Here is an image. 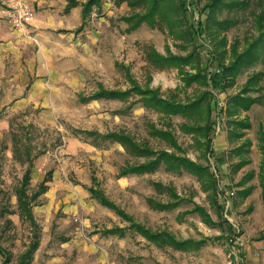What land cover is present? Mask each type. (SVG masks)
I'll list each match as a JSON object with an SVG mask.
<instances>
[{
    "label": "rangeland",
    "instance_id": "374dc122",
    "mask_svg": "<svg viewBox=\"0 0 264 264\" xmlns=\"http://www.w3.org/2000/svg\"><path fill=\"white\" fill-rule=\"evenodd\" d=\"M75 1L80 26L69 32L60 23L37 32L32 23L37 5L35 10L28 0L32 18L22 26L0 13V245L5 254L0 264H18L35 232L21 219L16 198L30 166L28 195L50 180L48 191L33 203L39 248L31 264H264V0H226L214 14H209L210 0H185L186 22L174 27L143 18L147 8L138 0H97L86 17L89 0ZM67 4L45 0L43 11L68 14ZM253 47L256 61L234 80L226 77L220 90L210 81L187 87L185 74H197L194 67L164 70L151 62L154 52L164 58L193 54L194 66L210 80L231 64L233 49L241 55ZM251 79L257 82L246 92ZM134 85L182 104L211 93L206 100L215 122L212 152L183 129L197 120L147 108ZM129 90L125 100L82 101L103 91ZM242 95L254 103L231 116V99ZM153 126L170 131L180 155L213 174L217 206L212 192L187 171L162 165L122 177L123 169L144 160L118 143H96L85 134L121 133L156 153L170 149L152 135ZM157 184L176 192L177 207H151L150 200H172ZM91 188L126 217L100 205ZM196 207L213 225L203 222ZM139 227L189 243L179 249L151 242ZM115 229H124V236L107 235Z\"/></svg>",
    "mask_w": 264,
    "mask_h": 264
},
{
    "label": "trees",
    "instance_id": "16d2710c",
    "mask_svg": "<svg viewBox=\"0 0 264 264\" xmlns=\"http://www.w3.org/2000/svg\"><path fill=\"white\" fill-rule=\"evenodd\" d=\"M68 5L66 10L69 11L72 8L78 6V2L75 0H67ZM178 1V3H177ZM226 0H210L208 3L209 14H214L216 11H220L223 9ZM97 3V0H89L88 3L83 7V14L86 17L88 12L90 11V7ZM139 5H143V7L147 8L146 14L143 18L147 17L151 23L155 22V18L160 21H164L167 25H181L186 20H184L182 13L186 15V2L185 0H138ZM177 3V4H176ZM200 25L199 30L202 31ZM264 47V46H263ZM255 47L248 49L244 54L237 55L236 49H233V61L229 64L228 67L222 69L220 72L215 73V75L211 76V79L208 80V75L202 70L199 69V65L194 66L193 54L188 55L186 58L183 57H162L158 53L154 52L152 54L151 62L153 65L157 67H161L162 69H170L176 68L179 71L184 72V69L187 66L194 67L197 70V74L194 76H190L185 74V85L187 87H191L194 83L206 86L209 84L208 81L211 82V86L214 89L220 90L223 89L224 86L223 81H225L226 77H231L232 80L240 74V72L245 68V66L252 65L254 61H256V57L252 54ZM256 79H251L248 83L246 92L249 91L252 85H255ZM132 90L126 92H99L88 99H82L83 102H88L90 100H101V99H119L125 100L127 97H130L132 94ZM133 92L138 95L141 101L147 108H151L153 110L159 111L163 113L167 117L171 116H183L184 118L190 119L193 122L190 126H184V131L187 133L194 134L198 136V138H202L205 140V143L202 144L206 147V150L209 148L211 150L212 141L210 139L211 134L214 130V123L211 118L212 107L209 102L206 100L207 96H210L211 93L203 94L199 99L190 101L187 104L183 105L180 103H176L174 101L163 99L162 96L159 95L158 91H154L149 89L139 88L134 85ZM244 95V94H243ZM236 96L231 99V108L229 109V114L234 116L241 111H248L251 108V105L254 103L251 98H245V96ZM204 121V124H200ZM240 122H232V125H235L237 128ZM151 132L152 135L156 138L167 143V145L173 149L175 152H181V148L178 146L175 137L171 134L170 131L165 130H157L154 126L152 127ZM88 137H92L95 139V142L98 143L99 139H103L105 141H112L121 145L127 152L131 153L135 156L137 160H144L141 164H136L133 167H127L122 170V177H126L129 175H140L145 174L147 172H152L154 169L165 165L166 168L171 172L181 173L182 171H187L192 175H196L198 180L202 183L203 190L205 192H212L211 201L217 206L216 201V193L217 186L213 176L210 172L203 168L200 165L192 162L188 158H184L176 153H168V152H160L156 153L154 150L149 149L147 145L138 144L135 142L133 138L128 135L121 133H113L108 135H100L97 133L85 132ZM264 141V140H263ZM208 147V148H207ZM264 149V146H263ZM31 167L27 168L24 177L23 183L20 188L16 191V198L18 203V210L20 213V217L25 222L29 223L31 229H33L34 234L31 242L29 243L28 249L26 252L20 257V261L18 264H31L34 260V255L39 248V239L37 233V226L35 223V218L33 215V203L37 201L43 194H45L48 190L47 184L50 182L47 178L39 185V190L35 192L33 195H28L27 187L31 182ZM262 171L264 172V163L262 165ZM50 179V178H49ZM264 179V176H263ZM158 187L167 191V193H171L172 200L167 203H156L154 201H149L151 207L156 209H161L163 211L172 210L179 205V197L176 192L170 188H164L162 185L157 184ZM248 191V190H245ZM90 194L93 198L97 199L99 204L103 207H106L110 210H113L118 213L121 217H126L123 212H121L109 199L101 192L95 188L89 189ZM248 194V193H247ZM246 194V195H247ZM264 197V194H263ZM196 212L200 214L201 219L207 225H213V220L210 215L200 207H196ZM0 217H3V212L0 214ZM7 225H10L11 222L7 221ZM139 233L143 235L148 241L157 242L159 240L166 241V243L171 246L179 249L186 248L189 242H177L172 236L168 234H152L148 233V231L142 229L141 227L137 228ZM107 235H121L124 236V229H115L109 230L106 232ZM120 236V237H121ZM0 255L4 254V249L0 245Z\"/></svg>",
    "mask_w": 264,
    "mask_h": 264
},
{
    "label": "crops",
    "instance_id": "0c3cea01",
    "mask_svg": "<svg viewBox=\"0 0 264 264\" xmlns=\"http://www.w3.org/2000/svg\"><path fill=\"white\" fill-rule=\"evenodd\" d=\"M28 2L31 3V5H33L34 8L37 5L36 7H37L38 11H37V13H34L35 16H34L33 22H32L33 23V27L36 28V31L37 32L40 31L41 29L52 28V27H54L55 24H58V23L61 24L59 26L60 28L63 25L61 29L65 30V31H68V32L69 31H73L75 28H78L80 26V24H79L80 23V12H79L78 9H75L76 7L74 9L72 8L68 12L66 11L68 14L61 15L60 12H56V11H48V12L43 11L45 9V7H46V5H44L45 0H28ZM63 9H66V8L64 7ZM35 10H36V8H35ZM73 40H74V36H73L72 41ZM41 45L43 46V44H41ZM45 60L46 61H49V59H46V58H45ZM150 89L153 90L152 88H150ZM166 100H168V99H166ZM180 104H182V103H180ZM185 104H187V103H184L183 105H185ZM211 118H212V121H213L212 113H211ZM213 123H214V130H215V122L213 121ZM214 130H213V133H215ZM213 133L210 136V139L212 141V144H213V139H212ZM199 140H200V142H201V140H203V143L201 142L202 144L205 143V140L204 139L199 138ZM212 144H211V147H212ZM165 152H168V153H176L177 155H180V153L175 152L171 148L168 149V150H165ZM211 152H212V148L209 151V153H211ZM180 156H182V155H180ZM182 157H184V156H182ZM192 162H194V161H192ZM194 163H196V162H194ZM197 165H199V164H197ZM203 168H205V167H203ZM205 169H207V168H205ZM210 174L213 176L212 173H210ZM213 178H214V176H213ZM215 182H216V180H215Z\"/></svg>",
    "mask_w": 264,
    "mask_h": 264
},
{
    "label": "built area",
    "instance_id": "2783aa9c",
    "mask_svg": "<svg viewBox=\"0 0 264 264\" xmlns=\"http://www.w3.org/2000/svg\"><path fill=\"white\" fill-rule=\"evenodd\" d=\"M0 13L13 19L16 26H22L32 18V10L25 0H0Z\"/></svg>",
    "mask_w": 264,
    "mask_h": 264
}]
</instances>
